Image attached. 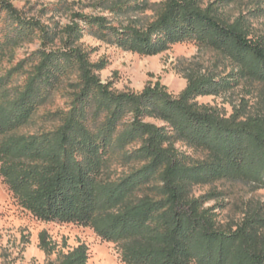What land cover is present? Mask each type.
Masks as SVG:
<instances>
[{"label": "trees", "instance_id": "obj_1", "mask_svg": "<svg viewBox=\"0 0 264 264\" xmlns=\"http://www.w3.org/2000/svg\"><path fill=\"white\" fill-rule=\"evenodd\" d=\"M235 1L164 0L152 19L138 22L119 20L149 9L136 0H95L89 5L102 13L91 14L74 10L91 7L83 1L60 2L53 11L69 21L60 27L0 0V62L40 43L0 77L2 147L11 161L26 164L4 175L39 218L90 226L120 244L129 264H264L262 206H248L239 221L223 225L217 209L224 205L206 206L220 194H194L197 186L225 181L264 190V110L249 113L242 100L228 116L197 100L264 85V33L248 14H225ZM86 36L146 57L194 41L215 52L224 70H189L178 95L161 82L118 91L100 78L105 63L91 60ZM20 73L24 83L13 86ZM57 93L66 106L47 115L56 127L15 132ZM114 165L128 169L117 176ZM39 247L47 255L58 251L46 232ZM88 261L81 244L48 264Z\"/></svg>", "mask_w": 264, "mask_h": 264}, {"label": "rangeland", "instance_id": "obj_2", "mask_svg": "<svg viewBox=\"0 0 264 264\" xmlns=\"http://www.w3.org/2000/svg\"><path fill=\"white\" fill-rule=\"evenodd\" d=\"M13 5L26 15L41 19L53 26L55 22L63 27L69 23L67 13H56L54 7L60 2L71 5L83 1L91 6L95 0H10ZM142 2L149 9L133 13L131 16L119 20L146 21L155 15V10L164 0H136ZM214 0H206L210 2ZM258 2L261 4L259 5ZM264 0H237L224 7L223 11L229 17L235 18L239 14H248L253 26L264 33ZM76 11L87 14L101 12L91 7L76 6ZM102 13V12H101ZM106 14V12H103ZM82 42L93 50L91 60L95 63L104 62L105 68L98 72L103 82H112L118 91H142L148 83L161 82L169 91L178 95L187 85L185 74L189 70H224V63L215 52L202 48L194 41H186L173 45L168 51L157 56H140L123 51L116 46L107 44L94 37L86 36ZM38 40L10 52L0 62V77L13 68L20 60L34 52L39 47ZM229 71V70H227ZM226 71V72H227ZM26 79L23 73L14 76V85H22ZM200 104L211 105L223 110L228 116L233 108L246 101L247 111L255 113L264 110V85L246 83L234 91L220 96L199 97ZM66 106V100L60 93L49 96L34 112L31 121L16 129L18 134H34L50 130L58 122L50 121L47 115L58 108ZM4 138H0V264H48L56 261L59 252L67 253L75 247L85 244L89 252L88 264H129L124 259L120 244L109 242L100 237L90 226L75 221L61 222L39 218L33 209L25 204L17 195L4 175V171L12 169L20 173L26 166L23 162L11 161L3 149ZM182 151L202 157L200 153L187 148L183 143L177 144ZM114 173L120 175L128 168L113 167ZM209 192L219 193V199L209 201L206 206L223 204L218 208L219 221L226 225L239 221L248 206H262L264 209V190H257L241 182H218L209 186H197L196 196ZM47 233L49 240L58 244V251L47 255L40 247V236Z\"/></svg>", "mask_w": 264, "mask_h": 264}]
</instances>
